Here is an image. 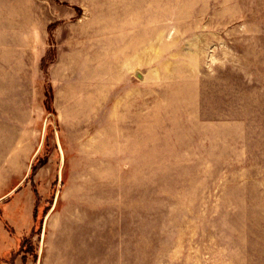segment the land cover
I'll list each match as a JSON object with an SVG mask.
<instances>
[{
	"label": "rangeland",
	"instance_id": "obj_1",
	"mask_svg": "<svg viewBox=\"0 0 264 264\" xmlns=\"http://www.w3.org/2000/svg\"><path fill=\"white\" fill-rule=\"evenodd\" d=\"M1 239L264 264V0H0Z\"/></svg>",
	"mask_w": 264,
	"mask_h": 264
},
{
	"label": "crops",
	"instance_id": "obj_2",
	"mask_svg": "<svg viewBox=\"0 0 264 264\" xmlns=\"http://www.w3.org/2000/svg\"><path fill=\"white\" fill-rule=\"evenodd\" d=\"M4 239L0 240V264H10V258H12V251L8 249V247L2 246V242ZM11 264H24L23 259L20 257H16L14 262ZM29 264V263H28Z\"/></svg>",
	"mask_w": 264,
	"mask_h": 264
}]
</instances>
